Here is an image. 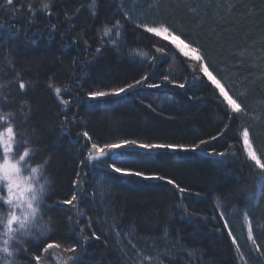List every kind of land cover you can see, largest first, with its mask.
<instances>
[{
    "label": "trees",
    "instance_id": "obj_1",
    "mask_svg": "<svg viewBox=\"0 0 264 264\" xmlns=\"http://www.w3.org/2000/svg\"><path fill=\"white\" fill-rule=\"evenodd\" d=\"M29 2L37 9L31 25L25 18L26 12H0V24L4 25L0 28V47H4L0 55L13 59L16 71L25 73L26 79L32 81L30 97L34 116L29 123L39 135L38 147L49 149L43 156H54L51 170L55 184L54 200L71 195V181L75 172L80 170L77 161L82 158V141L77 140V133L84 130L80 128L81 122L90 135H94V142L101 145L114 142V136L125 138L123 134L141 142L191 143L217 133L224 113L209 94L195 88L188 95L205 96L204 102L188 100L183 95L184 90L166 91L164 88L149 89L145 95L135 99L129 97L127 101L116 102L113 98L108 104L84 99L90 90H109V87L132 82L151 71L145 60L136 61L128 55L140 52L144 57L159 56L155 47L165 48L168 52L157 64V76L164 72L173 78L183 76L190 79L184 58L172 51L162 37L133 32L129 28L118 49L106 41L103 26L111 27L108 22L114 16L120 19L116 15L120 0H101L95 17L88 8H81L79 15L71 21H65V12L72 16L75 8L81 3L90 4L91 0H54L52 11L58 16H48L41 10L43 0H20V3ZM230 2L231 6H241L236 10L231 8L227 15L220 11L213 21L210 19L212 13H207L200 21L202 26L194 23L189 14L172 7L178 0H169L168 3L161 0L159 10L144 8L146 16L141 19L170 17L173 23L193 36L199 34L207 42L211 57L219 62L225 76L231 77L235 92L249 94L248 103L253 110L249 118L238 122L237 126L239 123L250 126L255 146L264 150V107L257 103L264 98V0ZM53 24L56 31L50 34L46 29ZM13 28L24 31L16 34ZM84 41H87L89 50H86ZM97 47L101 49L99 53L95 51ZM0 72L11 75L3 59H0ZM77 77H80L79 81ZM253 80L254 84L251 83ZM0 82H3L2 77ZM76 83L84 86L77 90ZM49 84L62 89L64 99L72 102L69 116L77 117L75 123L65 125L64 131L60 127L62 108ZM64 88H68L71 95L64 93ZM173 92L180 94L173 95ZM77 97L80 98L79 104L76 103ZM92 104L95 106L90 107ZM148 104H152L156 111L147 108ZM233 136L234 133H226L218 143L214 142L218 151H236L239 156L226 160L223 167L216 166V157L207 156L202 151L195 154L152 152L142 159L128 162L130 169L142 168L175 178L182 187L189 189L183 197L171 186L160 182L132 178L110 184L106 183V170L99 165L91 170L84 169L89 172L84 187L89 192L95 191L97 196L92 203H81L86 215L80 220L86 227L87 218L92 217L93 228L103 236L101 241L89 242L83 264H129V261L138 264L139 257L131 250L132 244L136 246L135 250L139 249L145 255H153L151 247L157 248L158 253H163L159 256L162 264H233L235 249L230 238L217 233L215 229L220 221L211 219L217 216L218 210L227 208L225 215L235 236L241 234L239 220L246 222L242 212L249 208L252 210L250 214L256 217L255 223L264 229V179L243 166L241 145ZM232 144H236L235 149L229 147ZM221 173L227 175L222 177ZM93 182L96 188L90 186ZM69 208L68 205L58 207L50 215L59 229V238L73 243L75 237L67 217L73 216V220L76 217L67 210ZM85 234H88L87 228ZM256 235L264 246V231H257ZM166 241L177 244L181 251L175 253L164 245ZM188 252L192 253L191 257ZM21 261L27 262L23 257ZM247 261L248 264H264V257L251 252Z\"/></svg>",
    "mask_w": 264,
    "mask_h": 264
},
{
    "label": "snow or ice",
    "instance_id": "obj_2",
    "mask_svg": "<svg viewBox=\"0 0 264 264\" xmlns=\"http://www.w3.org/2000/svg\"><path fill=\"white\" fill-rule=\"evenodd\" d=\"M101 0H91L90 4H80L75 8L72 16L65 12V21H71L74 16L79 15L81 8H88L90 14L95 17L98 14ZM183 4L188 10L194 23L202 26L200 21L207 14L209 9H218V0H208L203 7L197 0H178V7ZM161 0H145V7L159 10ZM241 5L234 4L232 10H236ZM55 7L54 0H43L40 5L41 10L48 16L59 15L52 9ZM115 7V5H114ZM26 12V19L31 25L36 19L37 9L32 3H20V0H0V12L6 14H19ZM116 15L107 24L103 26V35L108 37L111 46L115 49L120 47L121 41L128 35V29L133 32H142L151 34L156 38H163L171 46V50L178 52L183 58L185 69L190 79L181 76L179 79L171 77L168 73L161 72L157 76V64L159 60L167 56L165 48L155 47V52L159 56L152 55L144 57L148 68L151 71L145 72L138 79L132 82L125 81L121 86L109 87V90H90L84 99L99 103L108 104L115 98L116 102L127 101L129 97L135 99L146 94L149 89H161L173 91L174 89L184 90L183 95L190 101L204 102L205 96L195 94L189 96L188 93L194 88L210 95L211 99L217 102L218 109L224 113L221 118V126L216 134L207 138H197L191 143H152L141 142L135 138L112 137L114 142H104L102 145L94 142V135H90L86 130V125L81 122L80 128L84 129L77 133V140L82 141L80 150L82 158L77 161L78 168L74 178L71 181L72 193L68 198L54 200L53 189L55 184L51 178L52 162L54 156H43V153L49 151L47 148H40V138L35 127L30 125L33 119L34 110L32 107L30 93L33 88L32 81L26 79V74L16 71V63L7 56L0 55V59L7 62V69L11 75L0 72L3 82H0V264H23L21 257L27 261V264H83V257L88 254L90 241H101L103 233L97 234V229L93 228L92 217H88L86 227L81 223L80 218L86 213L81 209L82 202L92 203L97 193L89 192L84 187L88 183V171L97 165L105 169L106 183L115 184L122 179L138 178L145 182H160L161 184L171 186L180 196H184L189 189L182 187L173 177L157 172H148L145 169H130L127 167L129 161L142 159L146 154L156 152L158 154L184 153L195 154L198 151L204 152L207 156L216 157L217 167H223L228 159L239 158L236 151H218L215 143L224 138L226 133H234L233 138L241 145L240 155L243 156V166L252 173L260 175L264 179V150H258L255 146L254 137L250 126L245 123L250 112L253 110L248 103V95L237 93L231 77H226L219 62L215 61L208 49L207 42L203 41L199 34L193 36L184 28L173 23L170 17H161L159 19H141L146 16L144 7H141L139 0H122ZM123 21V22H122ZM4 25L0 24V28ZM74 27V25H72ZM16 34L24 29H15ZM51 34L56 31V25L53 24L46 29ZM213 39H216L214 36ZM219 43V39H216ZM86 50H89L87 41H84ZM97 53L101 51L99 47L95 49ZM4 52V47H0V54ZM129 55H133L129 53ZM150 60V62H149ZM254 70V69H253ZM151 77V79H150ZM77 81L80 77L76 78ZM255 83V81H251ZM84 85L76 83L79 90ZM49 88H54L56 97L62 108L61 115L63 121L60 125L61 131L65 130V125L75 123L77 117L69 116L70 100L64 99L62 89L49 84ZM64 93L71 95L68 88L63 89ZM173 92V95H179ZM172 99V97H169ZM143 104V100L140 101ZM76 103H80L77 97ZM264 107V98L257 102ZM94 107L95 104L89 105ZM147 108L153 112L156 111L152 104ZM163 112V109H161ZM215 142V143H214ZM227 143V140H225ZM235 149L236 144L229 145ZM210 148L211 150H207ZM120 165V166H117ZM118 174V175H117ZM227 173H221L226 176ZM96 188V183L90 185ZM197 196L200 193H196ZM51 201V203H49ZM68 205V211L73 212L76 217H67L72 225L74 242L67 243L62 241L58 227L53 222L50 213L58 207ZM184 211L186 208L181 205ZM226 210H218L217 216L212 220L219 219L220 225L215 229L217 233H224L230 238L231 245L235 252L233 255V264H241V245L237 237L233 235L232 228L229 227V221L226 218ZM251 209L242 212L247 225L246 240L250 241V250L264 257V246L259 242L257 231H264L255 223L256 217L251 213ZM188 215H194L188 213ZM207 219V218H204ZM86 228L88 234H85ZM78 232V234H77ZM106 243V241H105ZM131 244V241H129ZM136 248L134 244L131 245ZM201 255L203 253H200ZM192 253L188 252L191 257ZM136 256L139 257L138 264H152L154 255H145L141 250L136 249ZM250 258V255H249ZM180 259H183L181 257ZM98 264V262H97ZM129 264L131 262L129 261ZM243 264H248L247 259ZM259 264V262H257Z\"/></svg>",
    "mask_w": 264,
    "mask_h": 264
},
{
    "label": "rangeland",
    "instance_id": "obj_3",
    "mask_svg": "<svg viewBox=\"0 0 264 264\" xmlns=\"http://www.w3.org/2000/svg\"><path fill=\"white\" fill-rule=\"evenodd\" d=\"M120 2H122V0H120ZM131 2H132V0H129V3H131ZM148 2H149V0H148ZM168 2H169V0H167V3ZM218 2H219V5H220L218 9H209V11H207V13H212V17L210 18L211 21H213L215 19V16L220 11L223 10L226 13V15L229 14L230 11H231L232 6H231L230 0H218ZM197 3H200L201 6L203 7L204 4L208 3V0H197ZM139 4H140L141 7H144L145 9L146 8L148 9V7H145V0H139ZM177 8H178L179 11H183V12L189 14L188 10L184 7L183 4H180L179 7H177ZM145 9H144V11H145ZM105 38H106V41H109L108 37H105ZM128 57L130 59H133V60H136V61L137 60L140 61V62L144 61V55L141 54L140 52H136V53H134L131 56L128 55ZM166 100H167V98L164 97V101H166ZM239 225L241 226V234L238 235V236L236 235V237H237L238 243L241 245V253H243V256L241 257V264H243V260L247 259V255L249 253H251V250H250V247H249L251 242L246 240V236H247V225H246V222H243L240 219L239 220ZM163 243H164V245H166L167 247H170L173 251H175V253H178V252L181 251L180 247L177 246V244H171L168 241L163 242ZM151 249H153V251H151V252L153 253L154 257L157 256V257L154 258V261L152 262V264H162V261L159 259V256H160V254H163V253H160V252L158 253V251H157L158 249L157 248L154 249L153 247H151ZM131 250H134L136 252V250L133 249V248ZM164 254H166V253H164ZM23 264H27V262L26 263L23 262Z\"/></svg>",
    "mask_w": 264,
    "mask_h": 264
}]
</instances>
